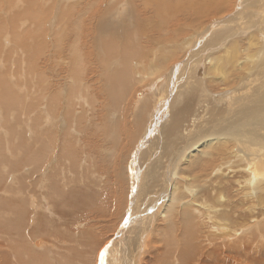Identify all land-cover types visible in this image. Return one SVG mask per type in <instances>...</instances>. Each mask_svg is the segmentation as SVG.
<instances>
[{"label":"bare ground","instance_id":"obj_1","mask_svg":"<svg viewBox=\"0 0 264 264\" xmlns=\"http://www.w3.org/2000/svg\"><path fill=\"white\" fill-rule=\"evenodd\" d=\"M262 59L264 0H0V264H264Z\"/></svg>","mask_w":264,"mask_h":264},{"label":"snow or ice","instance_id":"obj_2","mask_svg":"<svg viewBox=\"0 0 264 264\" xmlns=\"http://www.w3.org/2000/svg\"><path fill=\"white\" fill-rule=\"evenodd\" d=\"M104 254V250H101V258L103 257Z\"/></svg>","mask_w":264,"mask_h":264},{"label":"rangeland","instance_id":"obj_3","mask_svg":"<svg viewBox=\"0 0 264 264\" xmlns=\"http://www.w3.org/2000/svg\"><path fill=\"white\" fill-rule=\"evenodd\" d=\"M262 62L264 63V59H262ZM110 149V148H109Z\"/></svg>","mask_w":264,"mask_h":264}]
</instances>
